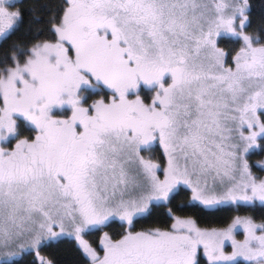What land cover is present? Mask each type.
Listing matches in <instances>:
<instances>
[{
  "label": "snow or ice",
  "instance_id": "6c2138e0",
  "mask_svg": "<svg viewBox=\"0 0 264 264\" xmlns=\"http://www.w3.org/2000/svg\"><path fill=\"white\" fill-rule=\"evenodd\" d=\"M20 4L0 0V264H54L63 238L87 264H264V223H199L264 209V0H48L22 32Z\"/></svg>",
  "mask_w": 264,
  "mask_h": 264
},
{
  "label": "trees",
  "instance_id": "16d2710c",
  "mask_svg": "<svg viewBox=\"0 0 264 264\" xmlns=\"http://www.w3.org/2000/svg\"><path fill=\"white\" fill-rule=\"evenodd\" d=\"M45 2H48V0H21V4L19 5L24 9V22L21 28V32L23 31V28L27 26V23L30 19L31 13L29 12V9L33 6H39L40 4H43ZM251 2L255 5L257 13L259 12L260 8V0H251ZM38 14V13H37ZM21 32L16 33V36H19ZM15 38V37H13ZM10 42V41H9ZM0 47H6V45H0ZM158 150V156L160 157V153L162 149ZM235 215H248L252 216L254 220L258 223H264V209H261L259 206H256L254 209L249 208H241L240 210H232V211H224L221 213H218L214 217H209L204 221H200L201 227H207V226H217L220 221L229 219ZM68 242H63L62 244H59L57 247H55V251H43L42 253L45 256H49L53 261L54 264H87L86 258L82 256V253L78 251L75 246L73 247V239H69ZM61 243V241L56 242ZM96 243V242H94ZM30 259V258H29Z\"/></svg>",
  "mask_w": 264,
  "mask_h": 264
},
{
  "label": "rangeland",
  "instance_id": "374dc122",
  "mask_svg": "<svg viewBox=\"0 0 264 264\" xmlns=\"http://www.w3.org/2000/svg\"><path fill=\"white\" fill-rule=\"evenodd\" d=\"M157 153H158V150L156 151V158H159V156H158ZM262 158H264V157H259V156L253 157L254 160H259V159H262ZM253 171L257 175H261L262 174L258 168H254ZM99 235H101V233H91V234H86L85 237H84L86 240H88L93 245V247H97V250L98 251H100L99 245L95 244L94 243V240ZM237 238L238 239H243L242 233L241 234H238V237ZM69 239H71V238H63V239L60 240L61 243H58V244L56 243L57 241L56 242H53L50 247L43 249V251H46V250L47 251H50V252L51 251H55V249H56L55 247H57L59 244H62L63 242L70 241ZM72 245H73V247L75 246V248H77L80 253H82V250L79 249L78 244H77V242L75 240L73 241ZM226 250L230 251L231 250L230 246H226ZM82 256H83V254H82Z\"/></svg>",
  "mask_w": 264,
  "mask_h": 264
},
{
  "label": "flooded vegetation",
  "instance_id": "af4514ba",
  "mask_svg": "<svg viewBox=\"0 0 264 264\" xmlns=\"http://www.w3.org/2000/svg\"><path fill=\"white\" fill-rule=\"evenodd\" d=\"M101 235H102V233H101ZM99 238H100V235L99 236H97L96 238H95V240H94V242H96L95 244H97V245H99ZM42 255H44L43 253H42ZM45 256V255H44ZM47 258H50L49 256H46ZM51 259V258H50Z\"/></svg>",
  "mask_w": 264,
  "mask_h": 264
}]
</instances>
